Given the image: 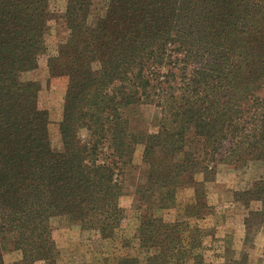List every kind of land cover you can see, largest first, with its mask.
I'll list each match as a JSON object with an SVG mask.
<instances>
[{
	"label": "trees",
	"instance_id": "16d2710c",
	"mask_svg": "<svg viewBox=\"0 0 264 264\" xmlns=\"http://www.w3.org/2000/svg\"><path fill=\"white\" fill-rule=\"evenodd\" d=\"M58 1L0 0V242L22 264H56L53 219L114 236L138 145L150 185L213 181L222 164L264 166V0H104L94 24V0ZM56 19L68 31L47 61L51 77L68 79L60 149L39 83L23 76L40 67ZM143 106L158 112L153 133L132 128ZM243 196L264 203V177ZM158 222L162 247L169 225ZM142 224L147 246L151 225ZM172 242L160 263L180 253Z\"/></svg>",
	"mask_w": 264,
	"mask_h": 264
},
{
	"label": "rangeland",
	"instance_id": "374dc122",
	"mask_svg": "<svg viewBox=\"0 0 264 264\" xmlns=\"http://www.w3.org/2000/svg\"><path fill=\"white\" fill-rule=\"evenodd\" d=\"M59 1V8H64V0ZM94 2L90 24L95 23L96 16L105 14L104 0ZM56 20L47 34L48 52L40 67L23 76L25 81L39 83V107L49 113L53 147L60 149L58 124L63 117L68 79L51 77L47 61L57 56L68 31L61 19ZM158 116L153 106L139 107L131 111L132 128L142 134L153 133ZM143 154L144 146L138 145L124 178L120 199L123 221L112 238L103 239L97 231L85 230L76 222L51 221L59 250L56 264H121L126 259L139 264H162L174 239L178 240L175 245L179 243L180 253L169 264H264V203L247 201L243 196L264 177L262 164L251 163L242 169L222 164L213 181L198 175V183L181 178L164 186L154 179L150 185L152 171L144 163ZM183 159V155H177L175 162ZM160 219L169 225L161 233L167 240L162 247L158 246L161 239L156 237ZM143 221L151 225L153 236L147 246L141 237ZM0 253L5 264H22V253L10 242H0ZM160 253L161 258L155 260Z\"/></svg>",
	"mask_w": 264,
	"mask_h": 264
}]
</instances>
